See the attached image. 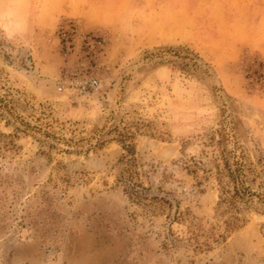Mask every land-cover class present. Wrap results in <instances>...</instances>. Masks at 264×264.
Segmentation results:
<instances>
[{
	"label": "rangeland",
	"instance_id": "1",
	"mask_svg": "<svg viewBox=\"0 0 264 264\" xmlns=\"http://www.w3.org/2000/svg\"><path fill=\"white\" fill-rule=\"evenodd\" d=\"M37 4L0 21V264H264L263 216L247 213L225 242L195 251L167 244L168 228L188 237L189 220L170 224L174 209L151 201V190L170 193L180 213L205 229L218 224L220 130L229 123L251 158L255 145L264 151L258 54L244 50L230 64L216 36L167 43L116 17L105 26L37 27ZM9 18L27 28H10ZM71 22L79 35L65 49L59 27ZM83 35L105 38L95 62ZM188 54L199 64L189 75ZM81 62L98 79L86 93L76 89ZM122 138L134 147L148 199H129L117 182Z\"/></svg>",
	"mask_w": 264,
	"mask_h": 264
},
{
	"label": "crops",
	"instance_id": "2",
	"mask_svg": "<svg viewBox=\"0 0 264 264\" xmlns=\"http://www.w3.org/2000/svg\"><path fill=\"white\" fill-rule=\"evenodd\" d=\"M31 2L0 0V21L5 14L22 19ZM115 17L129 27L147 26L167 43L216 36L226 43L230 64L239 61L244 50L257 53L264 64V0H38L33 23L52 28L77 19L86 26H105ZM11 19L10 28H27Z\"/></svg>",
	"mask_w": 264,
	"mask_h": 264
},
{
	"label": "trees",
	"instance_id": "3",
	"mask_svg": "<svg viewBox=\"0 0 264 264\" xmlns=\"http://www.w3.org/2000/svg\"><path fill=\"white\" fill-rule=\"evenodd\" d=\"M185 59L187 63L182 67L184 72L189 75L199 70L197 55L189 57L188 54ZM261 67H264V64H261ZM23 125L30 129L29 124ZM232 130L233 127L229 126V123L223 126L220 138L216 142L218 158L215 160L214 176L218 194L214 215L218 224H211L205 229L196 217L179 212V203L170 193L163 192L161 196L151 190L152 202L165 204L171 211L174 209V214L169 217L170 224L183 219L189 220L188 237L184 240L174 237L168 228L167 244L177 246L185 242L195 251H209L225 242L231 233L243 227L247 222V213L254 212L264 217V151L257 144L255 150L258 155L255 158L249 157L244 146L230 135ZM43 136L56 142L65 141L47 131L43 132ZM128 139L132 137L129 136ZM117 141L123 145L127 154L121 162L117 182L123 187L129 199L136 202L148 199L150 190L143 187L139 180L133 145L126 144L127 141L123 138ZM261 231L264 235V223L261 225Z\"/></svg>",
	"mask_w": 264,
	"mask_h": 264
},
{
	"label": "built area",
	"instance_id": "4",
	"mask_svg": "<svg viewBox=\"0 0 264 264\" xmlns=\"http://www.w3.org/2000/svg\"><path fill=\"white\" fill-rule=\"evenodd\" d=\"M79 35V27L77 23L71 22L68 26L59 27V41L62 44L63 48L70 49L74 45L77 37ZM81 42L84 44L85 57L86 60L95 62V59L103 49L105 45V38L102 36L95 35H83L79 37ZM80 71H84L82 76L77 78L76 89L79 93H86L91 89H94L98 86V79L94 77L91 73H87L85 70V62L79 64Z\"/></svg>",
	"mask_w": 264,
	"mask_h": 264
}]
</instances>
